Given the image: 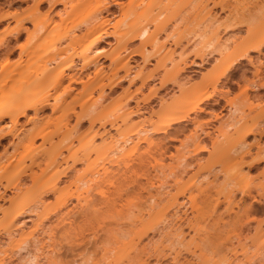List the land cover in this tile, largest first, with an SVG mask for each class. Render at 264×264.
<instances>
[{
	"label": "rangeland",
	"instance_id": "374dc122",
	"mask_svg": "<svg viewBox=\"0 0 264 264\" xmlns=\"http://www.w3.org/2000/svg\"><path fill=\"white\" fill-rule=\"evenodd\" d=\"M110 1L112 0H107V7L100 10L99 15L91 17L83 24L80 23L79 12L72 8L77 0H66L51 11L47 8L48 3H44L45 7L37 14L44 20L46 29L39 33L38 38H32L27 33L15 38L14 31L20 22L32 29L31 23L25 17L32 11L29 5L33 0H0V15L8 16L0 23V35L7 29L14 50L12 54L6 51L9 54L7 56L0 52V61L4 64L0 66V91H15L17 96L30 90L35 97H52L51 93H61L52 87L54 77L50 79L49 76L52 75L48 76L47 70L50 69L49 73L55 74L61 69V61L65 57H59L57 52L60 50L63 56L68 55L67 50L61 49L68 45L76 29L84 28L87 23L92 25L103 16L109 17L111 23L118 19L128 21L134 18L132 8L127 7L129 0H114L117 4ZM135 1L150 6V14L143 15L141 22L149 27L150 32L155 29L156 24H165L164 30L158 36L165 42L166 47L175 46L177 50H181V47L186 46L187 64L176 74L172 70V63L168 59L161 61L152 50L145 52L146 58L131 56L133 71L138 64L143 68L144 75L151 73L152 77H148L138 92L136 89L140 86V80L129 84V79L126 78L113 89L106 87L105 93L108 96L103 104L108 105L105 113L118 104H124L125 90L129 88L135 98L128 101V107H135V100L138 99L139 111L132 114L128 123L118 130L106 125V133L99 134L94 145L102 151L100 148L110 144H120L119 141L128 136L133 123H136L138 133L127 137L128 142L121 153L133 147L135 149L123 161L117 158L121 153L109 152V159H115L111 165L103 158H98V149L92 153V159L98 164L105 162L109 171L104 175V182L96 181L86 201L91 199L101 202L99 192L103 190L109 196V202L100 204L98 210L92 211L86 209L85 199H81L78 204L75 198H71L65 207H59L60 200L74 192V181L85 167L81 163L76 164L75 168L69 169L62 177L56 192L43 195V203L37 213L28 212L19 218L24 222L22 221L20 229L14 233L13 241L5 236L0 226V256H11L15 264H26L24 258L27 255L26 249L14 248L15 244L31 248L35 240L38 245V260L48 256L47 259L63 261L64 264H137L136 255L140 248L145 245L149 247L152 242L161 240H164V244L173 253L180 251L181 262L198 261L201 257L212 255L217 262L232 261L234 264H242L245 256L251 253L257 254L255 260L261 257V250L264 249V201L261 199V186L264 181L260 174L264 172V161L258 156L264 146V86L259 83L264 82V74L260 68L259 74L254 75V65L261 62V54L252 51L250 54L254 59L253 64L247 58L236 59L229 68L232 71L236 65L247 67V79L254 81L255 87L242 92L239 76L235 79L229 77L231 83L227 88L218 81L224 80L221 75L224 64L236 56V49L251 39L247 25L253 18L259 19L264 0H222L220 5L218 2L214 5L213 2L217 0ZM80 2L87 3L92 0ZM199 3L202 7L197 9ZM143 12L140 9L138 14ZM152 14L156 15L155 19ZM210 15L219 19L218 22L210 20ZM238 18L243 24L227 30L229 28L225 26L240 21ZM215 31L222 39L229 37L228 46L223 51L219 50L220 47L214 39ZM201 33L202 38L198 35ZM211 37V46L201 52L202 56L196 54V50L192 48L194 42L203 43ZM175 41H180L179 45H175ZM113 42L111 36L104 37L97 47L104 51ZM138 45L139 40L135 39L130 43V48ZM99 63L106 66L110 64L104 57L98 58ZM73 68L84 77L94 66L81 70L77 60ZM67 82L68 79L65 78L64 84ZM73 86L80 88L79 83H74ZM207 94L210 97L204 99ZM198 98L202 99L199 110L189 112L184 120L171 124L165 132L159 131L160 121L172 113L175 107L178 108L176 115H183ZM28 114L34 116L32 110ZM38 114L33 120L34 124L25 123L26 117L20 118V123L24 122L27 130L31 131L27 135L33 136V132L39 130H44L47 134L54 132L55 141L60 123L65 121L63 111H52L46 107ZM75 120L71 116L70 125ZM7 123L8 119H5L0 122V127L4 125L8 128ZM89 125V119L83 117L76 128L84 130ZM93 127L104 130L99 127L98 121L93 123ZM146 135L149 139L141 140ZM12 139L8 136L0 141V153L5 156L2 155L0 162L2 159L3 163L10 160L19 164L16 171H28L31 158L24 155L34 151L26 144L29 138L16 150L9 146ZM39 142L37 140L36 144ZM243 143L246 147L241 149ZM5 146L9 150L6 154L3 152ZM199 146L203 150L197 151ZM6 155L12 158H6ZM251 161L253 165L249 168L247 163ZM68 162L71 164V160ZM65 165H59L58 170ZM46 180L47 177L23 192L22 201L26 203L34 198L38 189L47 185ZM2 191L0 186V192ZM3 194L4 199H0V204L12 196V190H6ZM150 194L156 196L159 205L157 210L161 207L168 208L159 213L156 210L154 216L149 215L152 218L148 214L143 215L141 222H138L135 218L140 214L137 215V208L134 206L139 204L138 206L143 207L146 204L143 203L144 200ZM17 203L20 204V201ZM250 203L252 208L248 210ZM82 205L84 212H79ZM45 206L57 208V213L43 218ZM72 207H75V212L66 217L67 210ZM145 210L143 209L144 212ZM28 217L30 220L27 221ZM165 218L171 222L166 229L164 227L168 222ZM150 220L156 221L155 229L148 230L147 236L139 241L137 233L146 228ZM148 260L154 263L153 256Z\"/></svg>",
	"mask_w": 264,
	"mask_h": 264
},
{
	"label": "bare ground",
	"instance_id": "6f19581e",
	"mask_svg": "<svg viewBox=\"0 0 264 264\" xmlns=\"http://www.w3.org/2000/svg\"><path fill=\"white\" fill-rule=\"evenodd\" d=\"M36 2L37 0H33V3ZM41 2L43 4L53 3L54 6L51 9L53 10L56 5L60 3H65L66 0H41ZM110 2L117 4V2H115L114 0ZM217 2L220 5L222 0H217L213 2L215 3L214 5H217ZM132 4L141 5L140 2H137L135 0H132ZM193 7L195 8L196 6ZM201 7L202 5L201 3H199L197 5V9H200ZM140 9L144 10L143 14H138ZM131 12L132 15H134V18L128 21L124 19H118L114 21V23H111V19L109 17L103 16L98 22L92 25L87 23L85 24L84 28L79 27L76 29V32L71 35L68 45L65 48L61 49L67 50L69 52L68 55L63 56V54H60V50L57 52L59 54V57H65V59L61 61V69L57 73L52 74V72L49 73L48 71L50 69L45 67L46 70L48 69V76L52 75L51 77L49 76V78L52 79L54 77L52 87L55 89V91L59 90L61 91V93H51L52 97L49 95L35 97L34 95H32L30 90L24 91L25 93L22 92L17 94L16 96V101L12 106L13 114H0V122H3L5 119H8V123L6 124L8 128H6L4 125L0 127V141L4 138H8V136L12 137L13 139L9 142V146L13 150H16L19 146L24 145L23 142L28 137V143H26L27 141L25 143L28 144L27 146H31L34 149V151L32 152L33 154L31 153L32 155H24V157L29 156V159L31 158V164H29L28 171H16V167L18 168L19 164L16 162L12 163L13 161L11 162L9 158L7 159L9 160V162L6 161L7 163H3V159L1 160L2 163L0 162V186L3 189V191L0 192V199H4V191L12 190V196H9L5 203L0 204V226L2 227V232L5 234V236L10 238L11 241H13L14 233L18 229H20L19 225L22 224L23 220L20 221L19 218L24 214H27L28 212L30 214L37 213L38 208L43 203V195L49 192H56L59 189L58 184L61 182L62 177L67 174L69 169L75 168V165L78 163L83 164L85 167L83 168L81 173H78L76 180L74 181V192L60 200L59 207H65L66 203L71 198H75L78 204H80L81 199H85L86 209H90L92 211L98 210L100 208V204L109 202V196L104 193L103 190L99 192L101 202H98V200L94 201L91 199L89 201H86L89 192L92 189L93 185L96 183V181L102 182L105 173H108L109 171V166H107L105 162L98 164L92 159V153H94L99 148L94 145V140L96 137L99 136V134L106 133V125H109L110 127L118 130L122 125L128 123L132 114L139 111L138 99L135 100V107H128V101L130 99L135 98V95H132L133 93L129 90V88L125 90L124 104H118L108 113H105L108 108V105L103 104V101L108 96V94L105 93L106 87H108L106 89H113L114 86H118L120 82L122 80H126V78L129 79V84L134 83L135 80H140V86L136 89V92H138V90H140L144 86V84L148 80V77H152L151 73L144 75L143 68L140 67L138 64L136 65V70L133 71L134 67L130 63L131 56L139 55L140 57L146 58L145 52H149L152 50L157 56H159V59L161 61L164 62L166 61V59H168L169 61H167L172 63V70L175 71L176 74L181 72V70H183L185 65L187 64L185 57V53L187 50L186 46L181 47V50H177L175 46L174 48H171V46L166 47L164 44L165 42L163 43L162 40H160V36L158 35L162 30H164V23L156 24L155 29L151 32L147 25H143L141 23L142 16L150 14L149 5L144 4L143 7L132 8ZM7 17L8 16L0 15V23ZM152 17L155 19L156 15L154 16V14H152ZM25 19L31 23L32 29L27 28L26 26H24L23 23L20 22L19 27H17V29L14 31L15 38L19 37L23 33L29 34L32 38H38L39 33L42 30L46 29V24L44 23V20L39 17L36 10L32 9L30 15L25 17ZM211 19L214 21L217 20L216 22H218L219 20L215 17L212 18V16L210 20ZM239 20L241 22L237 20L235 21V23L233 22L232 24H229L225 27H228L229 29L227 30H230L238 25H242V20ZM20 21H22V19H20ZM225 27L224 29H226ZM216 29H218V27ZM217 31H215L213 36L216 43L220 47L219 50L223 51L228 46L229 37L226 39L224 38V40L220 37ZM198 35L202 38V33ZM108 36H111L114 39V42L111 47L103 51L97 46L98 43H100V41L102 40V38ZM135 39L139 40V45L136 48L131 49L130 43ZM211 40L212 37L207 41H204L203 43L202 41L194 42L192 48L196 50V54H200L202 56L203 53L201 52L211 46ZM179 42L180 41H175V45H177V43L179 45ZM248 42H253L252 37L250 40H248ZM243 45L236 49L237 53L235 57H237V59L247 58V60L251 64H253V59L250 52L253 51L258 54H261L259 47L249 48L248 55L245 56L240 54L243 52ZM12 48L13 47H11L10 50H7V52L11 53L12 51H14ZM5 54L6 56L9 55L8 53ZM175 55H177V57ZM99 57H104L105 59H108L110 64L108 66L102 63L98 64ZM77 60L80 63L81 70L86 69L90 66H94L91 72L85 74V78L81 76V73H78V70L73 68L76 65ZM1 63L2 62L0 61V66H4V64ZM228 63H225L224 67L228 66ZM260 68L261 62H259L257 65H254V75L256 74L257 76L259 74ZM65 78L68 79V82L66 84H64ZM215 80H218V78H216ZM74 83H79L80 88L74 87ZM259 85L264 86V82L261 81ZM50 97L52 98V100H50ZM209 97L210 94H207L204 96V99ZM201 101L202 99L198 98L193 105L188 107L186 113L183 115H176V113L178 112V108L175 107L172 113L166 115L160 121L161 124H159V131L165 132L166 128L169 127L171 124L184 120L189 112L199 110V103ZM46 107L51 108L52 111L62 110L63 115L65 117V121L63 120L64 123H60V129L56 133L57 139L55 141L53 140V134L55 133L53 132V134H51V132L50 134H47V132H44V130L35 131L36 133L32 131L34 135L29 137L31 131L27 130L28 128L25 127L24 122L20 123V118L24 117L25 119L26 117L25 123L34 124L35 121L33 122V120L38 114V112ZM235 109L233 110L236 111L237 109ZM30 110L34 112V116H29L28 111ZM71 116H74L76 119L75 123L72 125H70L69 122V118ZM83 117H87L89 119L90 125L84 130H79L76 127L77 124L80 122V119ZM95 121L99 122V127L104 128L103 131H100V129H94L93 123ZM27 133L29 135H27ZM137 133V124L133 123L132 128L127 135L131 136ZM128 136H124L121 141H119L120 144H117L116 146H114V144H110L105 148H100L102 151L98 149V158H103V160L108 161L110 165L114 163L115 159H113V157L109 159L108 153H121V151H123V149L125 148L126 143L128 142ZM15 139H17V141H15ZM148 139V135L141 137V140ZM37 140H40L38 144H36ZM121 143L124 144L122 145ZM245 147L246 145L243 143L240 148L242 149ZM133 149L135 148L133 147L127 151L125 150L120 155H117L118 160L123 161V158L126 157L129 153H131ZM196 150L201 151L203 150V147L199 146L196 148ZM7 151L9 152L7 146H5L3 152H5L6 154ZM3 154L0 153V159L2 158ZM7 157L10 156L6 155V158ZM68 160H71V164H69ZM252 162L253 161L248 162L247 167L251 168L253 165ZM62 164L66 165L63 166L62 169L58 170V166ZM46 177L47 185L43 188H40V190L38 189V192L34 198L30 199L26 203L22 201V193L30 190V188L34 184H38ZM105 180L106 178L104 179V181ZM18 200L20 201V204L17 203ZM143 203V207L138 206L139 204H135L134 206L135 208H137V215L140 214V216L138 215L136 216L137 218H135V220H139H137L138 222H141V216L143 215L148 214V216H154L157 207L159 206L155 194H150L144 200ZM75 207H72L67 210L65 214L67 215L66 217H69L71 212H75ZM167 208L168 206L163 208L161 207L159 210H157V212H164V209ZM251 208L252 203H250L248 210H250ZM84 209L85 208L82 205V210H80L79 212H84ZM143 209H146V212H144ZM53 213H57V208L52 209L45 206L43 218H48ZM150 216L149 218H152ZM26 220H30V217H28ZM165 221L168 222L167 225L164 227L166 229L170 227L171 222L168 218ZM155 227L156 221L154 222L150 220L147 227L143 228L137 233L139 241L143 236H147L148 230L155 229ZM37 246V241L35 240L32 242L31 248H26L18 244H15L14 248L18 247L19 250L26 249L27 255L24 259L25 262H29L38 260L39 255ZM147 246L145 245L141 247L138 254L136 255V257H138L137 264H146V262H150L148 260L150 256H153L154 258V263L151 262L152 264H157V262H159V264H163V259H168V257V264H173V262L175 261H180V251H174L173 253L171 248L164 244V240L155 243L152 242L149 247ZM12 248L13 247H11V249ZM144 255L146 256L144 257ZM196 257L199 258V256ZM256 257V253L246 255L244 262L246 261L248 262V264H251V262L255 260ZM47 258L49 257L47 256ZM0 261H7L10 263L12 262V258L7 254H3L2 256H0ZM186 261L188 262V264H191L189 260ZM244 262L242 264H244Z\"/></svg>",
	"mask_w": 264,
	"mask_h": 264
},
{
	"label": "snow or ice",
	"instance_id": "6c2138e0",
	"mask_svg": "<svg viewBox=\"0 0 264 264\" xmlns=\"http://www.w3.org/2000/svg\"><path fill=\"white\" fill-rule=\"evenodd\" d=\"M54 4L49 3L47 4V8L49 11L53 8ZM121 8H124L125 5H118ZM30 9L36 10L39 12L41 9L45 7V5L41 2V0H37L36 3H30L29 5ZM107 7V0H92V2H80V0H77L76 3L72 5V8L74 10H77L80 14V23L83 24L86 21H88L91 17L99 15L100 10ZM129 8H140L143 7V5H133L132 0H129V4L127 5ZM249 28V35L252 37L253 42L249 43L248 41H245L243 45V52L240 53L242 55L247 56L248 55V49L253 47H259L260 53H261V72L264 74V7H261L260 13H259V19L253 18L252 21L248 23ZM2 27V26H0ZM11 36L8 34L7 29H4V34L0 35V52L6 53L7 50L11 49ZM22 47V46H21ZM237 57H233L231 61H229L228 66L224 67L221 71V75L224 77V80L218 81L220 85L227 88L230 86L231 81L229 80V77L232 79H235L237 76H239L240 83H241V91L244 92L248 88L255 87V82L250 81L247 79L249 70L245 66L236 65V67L229 71V68L232 67V65L235 63V60ZM254 63V59H253ZM225 81H228V83H225ZM211 91V89H209ZM230 96L231 93H228ZM239 95V93H238ZM16 101V94L15 91L10 92H3L0 91V114L9 115L12 113V106L14 105ZM258 158L261 161H264V146L261 147V151L259 153ZM261 180L264 181V172L260 174ZM261 192L262 196L261 199L264 201V184L261 186ZM264 223V221H262ZM0 264H8L7 261H0ZM12 264H15V261L12 262ZM26 264H64L63 261H56L48 260V259H39L35 261H29L26 262ZM146 264H151V262H146ZM159 264V262H157ZM163 264H168V261H164ZM173 264H188L187 261H175ZM191 264H234L232 261H220L217 262L213 259L212 255H208L206 257H202L200 260H193ZM244 264H248V262H244ZM251 264H264V249L261 250V257L259 260H253Z\"/></svg>",
	"mask_w": 264,
	"mask_h": 264
}]
</instances>
